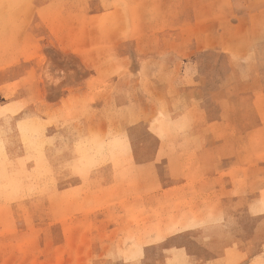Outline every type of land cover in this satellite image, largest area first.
<instances>
[{"label": "crops", "instance_id": "1", "mask_svg": "<svg viewBox=\"0 0 264 264\" xmlns=\"http://www.w3.org/2000/svg\"><path fill=\"white\" fill-rule=\"evenodd\" d=\"M163 1L168 19L143 27L158 30L154 38L145 34L114 42L106 33L108 26H85L80 21L65 25L58 20L60 15L112 13L113 0H0V30L10 31L4 37L7 42L1 39L0 45L17 44V32L24 30L26 44L43 47L31 61L37 64L35 72L41 78L35 91L42 95L38 104L44 112H57L61 118L57 132L62 150L59 188L69 191L84 186L92 190L99 179L101 187L114 188L115 175L131 170L147 190L139 200L149 216L159 223L170 222L169 228L145 235L148 240L139 264H179L180 249L186 256L183 264H229L232 259L235 264H264V153H255L250 145L251 135L264 127V118L255 101L242 100L243 93L256 95L260 88L248 85L243 92L241 72L232 64V55L219 46L211 50L204 39L194 37L195 30L211 24L195 20V15L197 19L210 9V0ZM83 29L102 31L100 36L86 39L92 46L86 52L77 48L84 41L76 36L77 31ZM225 61L230 63L228 68ZM114 63L122 69L110 73ZM46 68L51 79L44 75ZM83 108L89 114H84ZM80 127L85 139L96 137L91 132L97 129L107 131V144L121 140L132 166L119 171L110 161L111 149L98 152L93 146L88 150L90 164L82 166L76 152ZM53 132L54 128H48L47 136ZM44 153L50 158L52 152ZM98 153L107 159L100 167L92 165ZM5 155L16 159L27 153ZM27 167H34V161L27 162ZM178 191L185 192L179 196ZM258 201L260 209L253 208ZM238 203L247 210H243L244 216L239 214L241 220L248 219L251 225L225 235L224 228L236 216L229 214L227 207ZM180 205L192 213L186 215L191 225L178 231ZM71 218L90 222L89 229H74L75 236L80 232L97 239L125 226L124 217L110 219L106 212L93 211L65 214L60 222ZM198 222L211 223L198 226ZM193 231L202 238L198 251L188 243H178L180 234ZM207 239L212 246L205 244ZM153 249L158 251L156 258L150 256ZM93 252H103L98 242ZM121 264L131 262L122 260Z\"/></svg>", "mask_w": 264, "mask_h": 264}, {"label": "rangeland", "instance_id": "2", "mask_svg": "<svg viewBox=\"0 0 264 264\" xmlns=\"http://www.w3.org/2000/svg\"><path fill=\"white\" fill-rule=\"evenodd\" d=\"M113 4L114 11L109 14L60 15L58 20L64 21L65 25L80 21L85 26H108L107 35L116 42L119 38L138 39L145 34L148 38H154V34L159 31L154 28L146 31L144 25L153 27L165 22L170 16L164 11L163 0H113ZM250 9L254 12H249ZM256 9L258 12H255ZM197 17L195 15V20L211 24L195 30L194 37L204 39L211 50L219 46L223 53L232 55V64L241 72L242 91H246L248 85L260 88L256 95L243 93L242 100L255 101L262 107L264 118V93L261 91H264V0H210V9ZM101 32L92 33L89 29L77 31L76 36L84 40L77 48L82 52L90 50L92 46L86 44L87 40L100 36ZM149 32L152 35H148ZM9 35L10 31L0 30V41L7 42L4 37ZM16 37L17 44L0 45V264H94L95 261L121 264L122 260L139 264L143 259L142 247L148 240L145 235L169 228L170 222L159 223L149 216L147 208L139 200L147 190L140 184L142 179L131 170L115 175L117 184L114 188L101 187L100 179L98 187L92 190L84 186L69 191L59 188L62 150L57 132L61 118L57 112H44L42 104H38L42 95L35 91L40 87L41 78L35 72L37 64L31 61L43 52V47L40 43L26 44L24 30H19ZM224 64L228 68L230 63L225 61ZM38 69L41 70V67ZM121 69L122 66L114 63L108 70L115 73ZM44 75L46 78L51 77L48 68L44 70ZM83 113L89 114V110L83 108ZM42 116L49 117V120L43 121ZM48 128H54L50 136H47ZM77 131L80 138L76 152L81 155L82 166L90 164L88 150L92 146L98 152L105 147L111 149L113 153L110 161L119 171L132 166L126 155L125 143L117 140L107 144L106 130L93 129L91 133L97 134L93 139H88V136L85 139L83 127ZM250 145L255 153H264V127L251 135ZM45 151L52 152L50 158L45 157ZM5 153L27 155L10 159ZM101 154L98 153L93 166L106 164L107 159ZM31 160L34 161V167L28 169L27 162ZM184 192L177 193L180 196ZM262 197L264 204V195ZM254 207L260 209V201ZM165 209L169 212L170 208ZM244 209L246 206L242 203L227 207L228 213H236V216L224 228L225 235L250 227L247 218L246 221L241 220L247 211L243 212ZM91 211L106 212L110 219L124 217L125 226L121 225L117 232L105 233L96 239L89 235L81 236L80 232L74 235V229H89V221L73 220V217L70 221L60 222L65 214ZM209 211H212L211 207ZM199 212H202V208H199ZM191 213L186 205L178 206V231L191 225L186 220V215ZM210 223L198 222L196 225ZM121 231L127 235L118 236ZM96 242L103 251L100 254L93 252ZM178 243H188L191 249L198 251L202 238L198 231H193L187 235L180 234ZM205 244L212 246V241ZM150 254L155 258L159 255L155 249ZM185 261L184 250L180 249L178 263L183 264ZM229 264H235V259L230 260Z\"/></svg>", "mask_w": 264, "mask_h": 264}]
</instances>
